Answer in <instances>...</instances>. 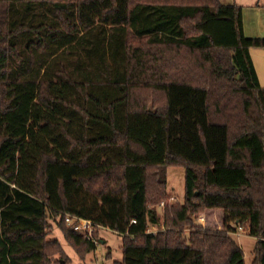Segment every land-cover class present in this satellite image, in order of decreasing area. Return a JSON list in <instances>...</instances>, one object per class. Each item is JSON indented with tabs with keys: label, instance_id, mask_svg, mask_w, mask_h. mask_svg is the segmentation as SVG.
<instances>
[{
	"label": "trees",
	"instance_id": "16d2710c",
	"mask_svg": "<svg viewBox=\"0 0 264 264\" xmlns=\"http://www.w3.org/2000/svg\"><path fill=\"white\" fill-rule=\"evenodd\" d=\"M252 48L235 1L0 0V264H69L53 222L82 260L105 226L116 264H246L242 228L264 264ZM214 208L221 228L197 222Z\"/></svg>",
	"mask_w": 264,
	"mask_h": 264
},
{
	"label": "rangeland",
	"instance_id": "374dc122",
	"mask_svg": "<svg viewBox=\"0 0 264 264\" xmlns=\"http://www.w3.org/2000/svg\"><path fill=\"white\" fill-rule=\"evenodd\" d=\"M222 1L225 2L229 0ZM167 179L168 191L176 196L178 201L182 202L184 199L185 183L184 168L180 166H170L167 170ZM204 217V226L222 227V211L220 209L214 208ZM157 229V226L152 225L149 231H155ZM48 237L51 239H58L61 242L66 254L71 260L69 264H116V261L121 260L123 257V250L121 248L122 235L109 227L102 226L99 228L97 248L90 252L85 260L79 258L76 250L66 241L62 231L57 227L55 222H53V230L49 233ZM234 237L245 252L246 264H251L256 238L247 234L242 228H239L238 231L234 233Z\"/></svg>",
	"mask_w": 264,
	"mask_h": 264
},
{
	"label": "crops",
	"instance_id": "0c3cea01",
	"mask_svg": "<svg viewBox=\"0 0 264 264\" xmlns=\"http://www.w3.org/2000/svg\"><path fill=\"white\" fill-rule=\"evenodd\" d=\"M231 1H235L242 7L245 35L264 39V0H229L225 2ZM251 56L259 82L264 87V48H252ZM211 210L209 209L203 216H206Z\"/></svg>",
	"mask_w": 264,
	"mask_h": 264
},
{
	"label": "built area",
	"instance_id": "2783aa9c",
	"mask_svg": "<svg viewBox=\"0 0 264 264\" xmlns=\"http://www.w3.org/2000/svg\"><path fill=\"white\" fill-rule=\"evenodd\" d=\"M170 201H176L178 198L174 195H172L169 198ZM165 205V201H162L160 204V207L162 208ZM66 221L69 225H73L74 229L77 231H80L82 234H84L88 239L93 238V234L95 231V223L92 220L81 218L79 216H74L71 214H68L66 216ZM205 218L203 215H201L198 218V223L204 225ZM133 222H136V220H133ZM156 231V230H155ZM153 231V232H155ZM98 240H96L97 243Z\"/></svg>",
	"mask_w": 264,
	"mask_h": 264
}]
</instances>
